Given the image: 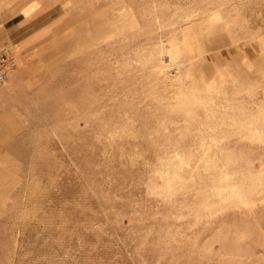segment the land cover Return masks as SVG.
Here are the masks:
<instances>
[{"label":"rangeland","instance_id":"rangeland-1","mask_svg":"<svg viewBox=\"0 0 264 264\" xmlns=\"http://www.w3.org/2000/svg\"><path fill=\"white\" fill-rule=\"evenodd\" d=\"M54 1L0 153V264H264V186L212 193L264 175L240 131L264 0Z\"/></svg>","mask_w":264,"mask_h":264},{"label":"crops","instance_id":"crops-1","mask_svg":"<svg viewBox=\"0 0 264 264\" xmlns=\"http://www.w3.org/2000/svg\"><path fill=\"white\" fill-rule=\"evenodd\" d=\"M55 9L54 0H0V47L7 69V78L0 82V153L15 147L23 132L29 113L23 108L22 91L39 88L37 82L27 87L25 76L34 72L35 47L47 39L42 33L52 26Z\"/></svg>","mask_w":264,"mask_h":264},{"label":"bare ground","instance_id":"bare-ground-1","mask_svg":"<svg viewBox=\"0 0 264 264\" xmlns=\"http://www.w3.org/2000/svg\"><path fill=\"white\" fill-rule=\"evenodd\" d=\"M229 103V101H228ZM231 104V103H230ZM263 104V103H262ZM238 110V109H236ZM247 110V109H246ZM249 112V111H247ZM252 112V111H251ZM239 113H241V111L239 110ZM250 113V112H249ZM249 115V114H248ZM245 116V115H244ZM242 119V118H241ZM239 121V120H237ZM241 121V120H240ZM248 125L245 126V124H242L241 122V129L240 131L243 132V134H248L250 137H252L253 139H262L264 137V109L263 107H259L258 109H256L255 114L253 113L252 115H250L248 117V121H247ZM240 125V124H239ZM239 128V127H238ZM263 141V140H262ZM181 160V159H180ZM178 158V161H180ZM227 165L230 164L229 161H227ZM181 163V162H180ZM179 162H178V164ZM163 167V166H162ZM182 167V166H181ZM180 168V167H179ZM264 174V172H262ZM176 175V174H175ZM168 176V175H166ZM174 177V176H173ZM177 178V177H176ZM174 178V179H176ZM225 178V177H224ZM230 178V174H226V179ZM173 179V178H172ZM180 179V178H179ZM230 180V179H229ZM170 181V180H169ZM223 181V179H222ZM225 181V180H224ZM170 183V182H169ZM262 185L264 186V175H250L247 179V181L243 184V185H239L236 187V189L234 190H229L228 186H223V187H219L217 189H214L213 196H215L216 198H221V200H233L234 197L237 198H243V197H247L251 194H253L254 192L256 193L257 189L260 187H262ZM263 188V187H262ZM262 190V189H261ZM155 191V190H154ZM156 193V192H155ZM211 194V193H210ZM209 194V195H210ZM208 195V196H209ZM212 195V194H211ZM212 197V196H211ZM214 197V198H215ZM208 198V197H207ZM210 199V197H209ZM212 199V198H211ZM209 202V200H207V203ZM209 205V204H208ZM220 210V209H219Z\"/></svg>","mask_w":264,"mask_h":264},{"label":"built area","instance_id":"built-area-1","mask_svg":"<svg viewBox=\"0 0 264 264\" xmlns=\"http://www.w3.org/2000/svg\"><path fill=\"white\" fill-rule=\"evenodd\" d=\"M5 59H6L5 50L0 47V82L5 81V79L7 78Z\"/></svg>","mask_w":264,"mask_h":264}]
</instances>
